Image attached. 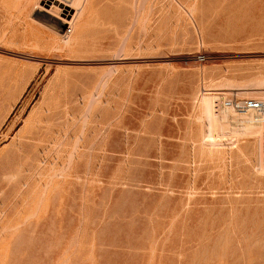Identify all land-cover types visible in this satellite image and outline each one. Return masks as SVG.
<instances>
[{"label":"rangeland","instance_id":"obj_1","mask_svg":"<svg viewBox=\"0 0 264 264\" xmlns=\"http://www.w3.org/2000/svg\"><path fill=\"white\" fill-rule=\"evenodd\" d=\"M90 1L0 0V264H264V0Z\"/></svg>","mask_w":264,"mask_h":264},{"label":"bare ground","instance_id":"obj_2","mask_svg":"<svg viewBox=\"0 0 264 264\" xmlns=\"http://www.w3.org/2000/svg\"><path fill=\"white\" fill-rule=\"evenodd\" d=\"M47 5L42 7L49 13H62L71 11V19L62 17L63 20L70 23L75 21V16L78 9L82 5V0H42ZM38 4V3H37ZM74 11V12H73ZM67 34V32H66ZM72 38H70L71 40ZM66 44L69 40L65 41ZM224 93H204L202 96L203 111L206 114L207 121L209 122V137H214V132L218 131L222 122L238 124L245 132L259 133V136L264 137V117L263 113L252 110L248 113H238L223 104ZM225 127V126H224ZM236 130V128H234ZM242 129V130H243ZM239 130V129H238ZM237 131V130H236ZM207 135V134H206ZM208 138V137H207ZM260 139V138H259ZM262 141V140H261Z\"/></svg>","mask_w":264,"mask_h":264},{"label":"built area","instance_id":"obj_3","mask_svg":"<svg viewBox=\"0 0 264 264\" xmlns=\"http://www.w3.org/2000/svg\"><path fill=\"white\" fill-rule=\"evenodd\" d=\"M67 30L71 31L70 26ZM199 60L203 61L204 56H199ZM223 104L225 107L230 108L238 113H248L252 110H255L264 114V98H241L232 95L224 97ZM262 119H264V117Z\"/></svg>","mask_w":264,"mask_h":264},{"label":"crops","instance_id":"obj_4","mask_svg":"<svg viewBox=\"0 0 264 264\" xmlns=\"http://www.w3.org/2000/svg\"><path fill=\"white\" fill-rule=\"evenodd\" d=\"M33 2V4L37 1V0H31ZM118 1H123V0H118ZM127 1V0H124ZM135 1V0H134ZM91 1L90 0H84L83 2V8H82V12L77 20V27L80 25V23L82 22V20L85 17V13L87 12L88 6L90 5Z\"/></svg>","mask_w":264,"mask_h":264}]
</instances>
